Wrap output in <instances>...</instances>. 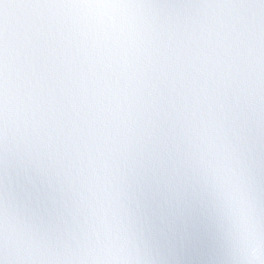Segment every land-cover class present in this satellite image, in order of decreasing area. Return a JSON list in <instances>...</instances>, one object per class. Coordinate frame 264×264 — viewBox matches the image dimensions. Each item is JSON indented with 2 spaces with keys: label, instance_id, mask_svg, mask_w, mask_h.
Returning a JSON list of instances; mask_svg holds the SVG:
<instances>
[{
  "label": "snow or ice",
  "instance_id": "obj_1",
  "mask_svg": "<svg viewBox=\"0 0 264 264\" xmlns=\"http://www.w3.org/2000/svg\"><path fill=\"white\" fill-rule=\"evenodd\" d=\"M0 264H264V0H0Z\"/></svg>",
  "mask_w": 264,
  "mask_h": 264
}]
</instances>
